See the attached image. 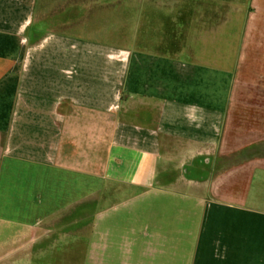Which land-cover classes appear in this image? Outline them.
Here are the masks:
<instances>
[{
    "label": "crops",
    "instance_id": "crops-1",
    "mask_svg": "<svg viewBox=\"0 0 264 264\" xmlns=\"http://www.w3.org/2000/svg\"><path fill=\"white\" fill-rule=\"evenodd\" d=\"M109 1L0 0V264H264V0Z\"/></svg>",
    "mask_w": 264,
    "mask_h": 264
},
{
    "label": "rangeland",
    "instance_id": "rangeland-1",
    "mask_svg": "<svg viewBox=\"0 0 264 264\" xmlns=\"http://www.w3.org/2000/svg\"><path fill=\"white\" fill-rule=\"evenodd\" d=\"M169 1V0H168ZM183 0H174V1H169L168 6H173L175 5H180ZM110 5L114 7L116 10L114 11V14L109 16L110 19L114 20L113 23V30L115 33V38L119 40L123 39H131L132 42H135L137 44V40L139 38L140 34V28L141 24L142 25V31L145 35V31L148 30L150 31L152 36L155 34V30H158V33L161 36H164L166 34V37H169L172 27L175 25L171 24V21L169 20L168 17L170 16H164L161 14H155V8L158 6H161L160 2H157L156 0H110ZM172 2V3H171ZM185 2V0H184ZM213 2V1H212ZM214 4V3H213ZM212 4V5H213ZM246 5V3L244 2ZM249 5V3H248ZM232 9L235 7L233 5ZM238 3L237 6L238 7ZM127 9L129 10L128 13L125 12V15L123 14V10ZM143 8V9H142ZM246 9L245 7H243ZM147 10V15L145 13H141V11ZM235 13L233 10L229 12L228 14V23H233V20L235 18ZM238 13V12H237ZM239 14H237L238 16ZM187 16L181 15L180 18H184L185 24H187ZM213 17V15L211 16ZM243 17V18H242ZM239 16V18L243 21L245 19V15ZM143 21V23L141 22ZM230 23V24H231ZM184 24V25H185ZM173 25V26H172ZM226 28V27H225ZM185 31V26L184 29ZM179 32L180 36L183 35V32ZM165 32V33H164ZM154 38V37H152ZM170 42V41H168ZM170 44V43H168ZM171 46V45H170ZM169 45H167L164 50H168L171 48ZM177 47V46H176ZM175 48V47H174ZM121 207V206H120ZM123 208V206H122ZM121 208V210H122ZM107 208H100L101 211H104L103 213H106ZM104 214V215H106ZM87 219V218H86ZM85 219L83 223V244H82V254L78 256H71V255H49V254H36V256L33 258L34 262L33 264H122V258L123 256H113V255H108L105 253H100V254H94L91 253L92 251V243H95V240L90 238V231H91V223L90 221H87ZM99 246H106L105 240H99ZM12 248V247H11ZM44 248L41 249H45ZM10 249V248H9ZM13 255H7V254H2V263L1 264H7L9 258H11Z\"/></svg>",
    "mask_w": 264,
    "mask_h": 264
}]
</instances>
